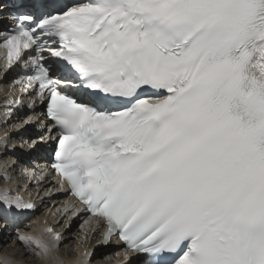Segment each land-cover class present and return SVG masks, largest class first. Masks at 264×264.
I'll use <instances>...</instances> for the list:
<instances>
[{
	"label": "snow or ice",
	"instance_id": "6c2138e0",
	"mask_svg": "<svg viewBox=\"0 0 264 264\" xmlns=\"http://www.w3.org/2000/svg\"><path fill=\"white\" fill-rule=\"evenodd\" d=\"M9 7L3 67L24 73L30 111L46 101L33 146L56 141L51 167L74 198L62 216L87 212L98 245L118 238L135 254L124 264H264V0ZM2 107L6 123L23 104ZM35 207L0 188V219ZM55 223L16 240L57 261Z\"/></svg>",
	"mask_w": 264,
	"mask_h": 264
},
{
	"label": "bare ground",
	"instance_id": "6f19581e",
	"mask_svg": "<svg viewBox=\"0 0 264 264\" xmlns=\"http://www.w3.org/2000/svg\"><path fill=\"white\" fill-rule=\"evenodd\" d=\"M4 22H5L4 20L0 19V25H2ZM2 82H5V79L4 78L1 79V76H0V83H2ZM18 121L19 120L14 121L13 117H12L11 119H9V122L7 121V123L5 124V126L8 124V126H9V127H7V128H9L8 131L13 133V134H11V135H13V138H17L16 141H20V139L31 140L32 138H34L30 135H26V134L24 135L23 132L22 133L16 132L20 129V128H17V125H15L16 126L15 128H17V129H12V127H10L13 124H17L16 122H18ZM24 128L25 129L32 128V125L31 124H24ZM38 145H41V144H38ZM43 145H46V144H43ZM34 155L37 156L36 154H34ZM36 159L39 161L38 157ZM1 164H4V165H1ZM6 164H7L6 163V155H3L0 157V173L7 170V172H9V174H11V175H13V174L25 175L24 172L18 173L17 169L13 166V164L10 165V161H9V165H8L9 168H7ZM1 179L2 178H0V181H1ZM12 182L13 181L9 182L6 180L5 183H0V185L3 187L7 186V187L13 189V185H11ZM46 186H49V184L48 183L44 184V185L34 184L31 186V188L29 186L27 191L22 192V190H21L19 192V194L25 200H31V201L35 202L36 207H35V209L20 211L14 220H9L6 222L4 219H0V226H1L0 228H1V231H3L2 235H0L1 236L0 237V243L2 242L3 237H4L3 234H5V235H6V233L9 234L10 232L8 230L16 229L14 226L15 225L18 226L20 224L21 220L27 221L29 226L27 225L28 227L26 228V230H23V229L20 230L19 229V231L31 233L33 235H39L41 233V230L45 227L46 224H53L54 221H58V223L54 224V228L57 231H59L60 233H62L61 235L63 237L62 243L59 244L58 249L54 252V256L56 258H58V260L54 261V260L45 258L43 255H41L40 256L41 261H39V262L36 261L37 264H59V262H62V264H76V262L80 258V254L83 251H85L86 249L94 250V254L91 257V264H124V257L126 255V253L121 249V246L112 247L109 245V246L102 249L96 245L97 239L99 237L98 232L95 234V236H93L90 240H88V239H85L87 236V233L84 234L82 231L76 233V232L72 231V230H74L73 227L77 224H81L82 229H87L86 222L82 221L83 217L73 216L71 212L67 213L66 216L65 215L61 216V214L57 211L56 207H54L52 205L45 207V203L42 200L38 201V200H40V199H38V197L40 196L39 194L45 193L46 189H44V188ZM42 190H44V191L42 192ZM57 196L61 197V195H57ZM60 205L62 207V211H64V204L60 203ZM44 209H46V210H44ZM46 212H48V213L46 214ZM68 216H69V219L67 218ZM71 218H75V220L73 223H71L72 225H69ZM17 221H18V223L16 224ZM5 226L8 227L7 230L5 229ZM76 230L78 231V229H76ZM88 232H89V235H91V231L88 230ZM83 237H85V238H83ZM12 243H11V245H12ZM15 243L18 244L17 245L18 250H16L15 253L10 252V255H11V257H10L11 263L10 264H16V261H18V260L23 262L24 260H27V259L22 260L23 259L22 257L25 254H28L29 256L31 255V253H29V251L27 249H25L24 246L21 243H19L17 240ZM61 244H62V246H61L62 248H60ZM13 246L16 247L15 245H13ZM1 247L2 246H0V248ZM67 248H70V250L68 251ZM62 249L66 250L67 253L65 255L61 251ZM0 255L2 256V254H0ZM34 256H35V254H34ZM7 258L9 259V257H7ZM23 263H25V262H23ZM31 264H33V262ZM132 264H136V263H132Z\"/></svg>",
	"mask_w": 264,
	"mask_h": 264
},
{
	"label": "rangeland",
	"instance_id": "374dc122",
	"mask_svg": "<svg viewBox=\"0 0 264 264\" xmlns=\"http://www.w3.org/2000/svg\"><path fill=\"white\" fill-rule=\"evenodd\" d=\"M41 201V200H40ZM50 208V207H49ZM26 222V223H25ZM18 223V221L16 222V224ZM28 225V222L27 221H20V224L18 225V226H14L16 229H12V230H8L10 233L8 234V233H6V235L5 234H3V240H2V242L0 243V246H2L1 248H0V254H2V256L0 255V264L2 263V264H5V259H7L8 261L11 259L10 257H11V255H10V252H16V250H18V244L17 243H15L16 242V232H17V230H21V229H23V230H26V228L29 226H27ZM1 227V226H0ZM7 226H5V229L7 230ZM73 232H75L74 230H72ZM2 232L3 231H1V228H0V235H2ZM1 237V236H0ZM14 242H13V241ZM14 244H13V243ZM11 243H12V245H11ZM9 245V246H8ZM13 245H15L16 247H14ZM6 246V247H5ZM62 246V244L60 245V248H62L61 247ZM11 248V249H10ZM17 248V249H16ZM8 249V250H7ZM66 249V248H65ZM68 249V251L70 250V248H67ZM63 253H64V255L67 253L66 252V250H64V249H62L61 250ZM29 253H31V252H29ZM33 255V256H32ZM7 257H9V259L7 258ZM23 259L22 260H24V259H27V260H24L23 262H25V263H23L22 261H20V260H18V261H16V264H31L32 262H33V264H37V262H39V261H41V259H40V257H36V256H34V253H31V255L29 256L28 254H25L23 257H22ZM38 259V260H37ZM30 260V261H29ZM35 260V261H34ZM37 261V262H36ZM10 263H11V260L9 261ZM22 262V263H21ZM35 262V263H34Z\"/></svg>",
	"mask_w": 264,
	"mask_h": 264
}]
</instances>
